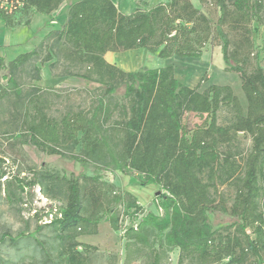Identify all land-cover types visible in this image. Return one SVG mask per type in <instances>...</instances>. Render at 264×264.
<instances>
[{
	"label": "trees",
	"instance_id": "obj_1",
	"mask_svg": "<svg viewBox=\"0 0 264 264\" xmlns=\"http://www.w3.org/2000/svg\"><path fill=\"white\" fill-rule=\"evenodd\" d=\"M63 1L67 19L56 31L57 41L68 46L79 61L89 63V73L77 75L101 82L104 91L93 113L70 111L60 120L47 114L38 93L43 88L33 89L27 99L33 112L29 111L26 120L25 142L61 156L66 153L61 148L64 144L80 145L81 153L73 156L85 167L95 168L94 174L45 175L66 184V204L47 223L59 238L60 261L89 264V254L98 248L77 236L93 233L102 219L119 230L129 216L127 252L133 246L152 248L153 264L160 263L163 247L180 250L178 264H184L185 257L196 259L197 264L225 258H229L226 264H247L252 257L255 264H264V67L255 63L254 36L262 0H200L207 11L192 0H166L129 13L122 12L113 0H0V18L6 28H13L20 22L18 12L25 16L35 9L50 14ZM207 43L220 46L225 71L239 75L246 106L230 85L213 83L200 90L206 73L192 87L175 76L172 65L125 70L105 58L108 51L137 48L164 59L174 55L198 58ZM37 55L33 49L8 62L0 56V70H8L7 85L4 89L0 85V100L7 96V89L19 87L18 71ZM51 58L48 55L46 60ZM35 71L40 78L38 66ZM92 74L97 75L95 79ZM118 89H123L130 105L127 117L117 122L121 139L116 150L100 132V117L105 111V122L110 118L104 97ZM223 106L234 111L229 125L218 122ZM191 116L201 122L192 121ZM239 132L252 139L242 163L230 146ZM117 170H133L144 175L141 184L159 185L162 214L145 212L130 192L118 191L103 179L102 171ZM238 175L229 205L220 186ZM211 213L229 214L233 222L227 229L234 227V231L223 234L214 229Z\"/></svg>",
	"mask_w": 264,
	"mask_h": 264
},
{
	"label": "rangeland",
	"instance_id": "obj_2",
	"mask_svg": "<svg viewBox=\"0 0 264 264\" xmlns=\"http://www.w3.org/2000/svg\"><path fill=\"white\" fill-rule=\"evenodd\" d=\"M122 11H134L137 7L150 8L159 1L166 0H113ZM193 3L207 11L208 6L200 0ZM261 21L256 22L255 44L258 59L255 63L264 67V0ZM66 2L50 14H42L32 9L28 15L17 13L20 22L13 28H6L0 18V56L6 62L18 54L38 50V55L22 67L17 73L19 87L7 89L8 94L0 100V264H63L59 259L61 249L59 238L50 220L59 216L61 208L66 204V184L49 177L48 173L70 177L72 174L86 172L94 174V166L85 167L73 155L81 153V146L72 147L64 144L61 148L65 155L48 154L30 142L24 133L29 111L27 99L33 89L43 88L39 95L44 101L47 114L60 120L66 113L84 110L93 113L100 103L104 91V84L92 79H85L77 73H89L90 65L81 62L70 52V48L57 41L56 31L61 30L66 23ZM30 24L26 25V20ZM259 23V24H258ZM64 41V40H62ZM123 51L108 54L107 60L117 62L122 69L137 70L145 67H159L172 65L175 76L183 83L195 86L206 73L207 78L201 83L200 90L215 83L230 85L239 97L243 106L247 105L241 87V79L237 73L227 72L221 47L207 43L201 57L160 58L156 53L146 49L142 52ZM51 55V59L46 57ZM72 56V57H71ZM118 57V58H117ZM35 66L40 68V78L36 76ZM8 70H0V85L4 89L7 85ZM94 75V79L97 75ZM0 88V89H1ZM111 116L105 122L106 112L103 111L100 121L103 123L101 133L108 136L111 145L120 149L121 133H118L117 122L124 120L129 113L130 100L123 89L104 97ZM192 121L201 122L197 116H191ZM234 119V111L229 106H223L218 111V122L229 125ZM252 144L251 136L239 132L230 145L237 154L239 163L247 156ZM103 179L114 184L118 191L130 192L137 199V203L144 207L145 212L152 211L162 214L159 207V195L163 194L161 187L155 183L141 184L144 175L130 171H102ZM2 174V175H1ZM232 178L220 186L228 200L233 202L236 193L237 178ZM23 179V181H20ZM37 179L35 185H27ZM23 186L25 188H23ZM84 209L89 210V203H84ZM133 211V210H131ZM86 213V211L84 212ZM210 218L214 229L226 234L233 232L234 227H227L233 218L226 213H211ZM48 223V224H47ZM131 218L126 216L121 221L119 230H113L106 219H102L93 233H83L77 240L96 245L97 250L89 254V264H153L154 253L149 247L133 246L127 252L125 237L126 226ZM137 220L135 221V224ZM81 231V230H78ZM162 235V234H161ZM158 235L155 247L158 246ZM14 238H17L14 240ZM42 242V246L39 243ZM162 257L159 264H178L180 250L178 248L163 247L159 250ZM229 258L211 264H226ZM184 264H197L196 259L185 257ZM247 264H255L252 257Z\"/></svg>",
	"mask_w": 264,
	"mask_h": 264
},
{
	"label": "crops",
	"instance_id": "obj_3",
	"mask_svg": "<svg viewBox=\"0 0 264 264\" xmlns=\"http://www.w3.org/2000/svg\"><path fill=\"white\" fill-rule=\"evenodd\" d=\"M122 11V10H121ZM122 12H124V13H129V12H131V11H122ZM4 23V22H3ZM139 50H141L140 52H142L144 49L143 48H137V49H132V50H128L127 52H129V51H132V52H139ZM115 54L116 52L115 51H108L106 54H105V58L107 59V55L108 54ZM116 57V55L114 56V58ZM114 58H113V61H111V60H107V61H109L110 63H112V64H115V65H119V63H118V61H120V60H122V59H119L117 62L114 60ZM118 58V57H117ZM120 66V65H119ZM127 70H131V69H127Z\"/></svg>",
	"mask_w": 264,
	"mask_h": 264
},
{
	"label": "built area",
	"instance_id": "obj_4",
	"mask_svg": "<svg viewBox=\"0 0 264 264\" xmlns=\"http://www.w3.org/2000/svg\"><path fill=\"white\" fill-rule=\"evenodd\" d=\"M51 221V220H50Z\"/></svg>",
	"mask_w": 264,
	"mask_h": 264
}]
</instances>
